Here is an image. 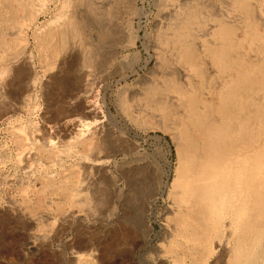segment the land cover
Masks as SVG:
<instances>
[{"label": "rangeland", "instance_id": "374dc122", "mask_svg": "<svg viewBox=\"0 0 264 264\" xmlns=\"http://www.w3.org/2000/svg\"><path fill=\"white\" fill-rule=\"evenodd\" d=\"M243 2L263 15L264 0H0V204L14 207L0 214V241L19 231L36 243L22 261L7 252L8 264H247L245 250L263 247L230 224L228 202L206 213L221 222L208 232L193 209L201 182L188 183L215 150L188 103H210L201 125L218 124L224 53L259 52ZM72 119L103 120L92 154L63 131ZM84 156L108 166H81ZM83 174L86 204H73ZM68 209L75 219L60 225Z\"/></svg>", "mask_w": 264, "mask_h": 264}, {"label": "bare ground", "instance_id": "6f19581e", "mask_svg": "<svg viewBox=\"0 0 264 264\" xmlns=\"http://www.w3.org/2000/svg\"><path fill=\"white\" fill-rule=\"evenodd\" d=\"M243 3L245 4V11L247 13L246 20L247 26L250 28V38L258 44L259 52L253 57L252 54H247L246 52L243 54L224 53L227 64L218 66L219 71H221L226 78L225 83H222L225 91L219 93L221 104L219 107H215L216 112H219L221 116L218 124L204 123V125H201L206 119V111L209 112L211 108H213L210 103L204 104L202 108L196 106L193 99L188 103L189 114L194 116L193 120H198L200 129L202 130L203 128V133H205L208 139L207 142L213 145L215 149L209 152V157L213 160L212 165L207 166L210 169L207 170L210 172H203L201 169L197 170L190 176L191 178L188 177L190 178L188 183L190 184L192 180L201 182L200 186L196 188V193H194L198 197L193 209H196V212H200L199 217L202 218L199 222L206 225L207 231L213 232L210 230L214 229L217 224L220 225L221 222H218V219L212 222L213 218L207 220L206 213L216 209L221 203L228 202L232 207H227L225 213L228 212V214L232 215L230 224L235 222L236 226H238L240 223L242 224V222H244L241 230H245V237L248 240V244H251V248H253L257 246L261 237L264 238V11L263 15L261 13H256L254 9H251L249 4L246 2ZM233 34V30L228 28L225 39L227 43L231 41L230 38L232 39ZM241 35L243 34L241 33ZM244 36L245 35H243V37ZM242 42L243 41L236 44V46L232 45L231 49H239L243 46ZM216 54L218 55L217 50L210 51V56L215 63ZM228 101L232 102V106L235 104V107L227 108ZM87 103L88 108L91 109L92 103L89 102V100ZM102 130V119H94L91 122L72 119L63 125L64 132H71L74 134L70 141L72 142V146L74 145L75 148L76 146L82 147V150L87 151V154L90 152L92 154L96 149V143L98 137L102 134ZM30 131L26 133L23 131L26 136L24 137L25 141L26 138H34L35 133L33 134ZM34 140L35 139H33V141ZM51 140H45V142L50 144L52 142ZM23 151L22 158L24 159V167L27 168L31 166L30 151L26 149ZM86 157L84 156L80 159L81 166L88 162L90 166L103 171H105L108 166L107 160L91 158L92 160L88 161ZM86 183L87 178L83 174L67 194L71 203L75 204L85 201L82 197L84 195L83 190L86 187ZM83 204H86V202H83ZM74 206L80 207L79 204ZM11 208L14 209L13 205L10 203L0 204V214L2 216L8 214L10 215L9 217L14 218L13 214L11 215L9 213H13ZM88 209L87 207V210ZM73 212H75V210L72 211V213ZM72 213L68 209L65 214H59L61 216V218L59 216L61 219L60 225L72 222V220L75 219V214L73 215ZM246 213L250 215L251 222L249 220L243 221L241 218L244 217ZM219 220H222V216ZM11 222H13V220H11ZM17 227L18 226H16V228ZM59 229L58 227H50L44 232V239L50 240L54 238ZM17 233H11L10 236L6 234L7 236L5 238L4 236L2 237L0 241V264L11 263V260H9V258L6 259L7 256L5 257L7 252L13 253L16 260H14L15 262L22 261L24 257L33 254L36 244L34 242L35 240L32 239L33 237L29 234H23L20 237ZM199 236L200 238L202 237L201 233ZM8 238L9 240H7ZM207 241L208 239L205 238L203 242L204 246L208 244ZM36 246H38V244ZM221 246L222 243H217L212 249L218 251ZM205 248L208 249L207 247ZM248 248L244 252V255L247 257V264H255L259 261L261 255L264 254V245L263 247L261 246L259 250L257 249L258 251L253 249L254 252L249 251ZM89 254L93 258L96 256L92 252ZM71 256L70 259H72V261L70 262H77L81 257L78 254H72Z\"/></svg>", "mask_w": 264, "mask_h": 264}]
</instances>
